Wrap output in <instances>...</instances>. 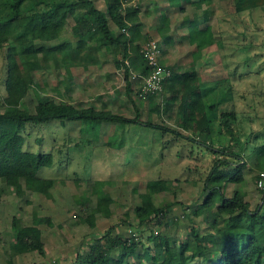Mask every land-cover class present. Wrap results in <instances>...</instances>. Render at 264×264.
I'll use <instances>...</instances> for the list:
<instances>
[{
	"label": "trees",
	"instance_id": "16d2710c",
	"mask_svg": "<svg viewBox=\"0 0 264 264\" xmlns=\"http://www.w3.org/2000/svg\"><path fill=\"white\" fill-rule=\"evenodd\" d=\"M29 1L43 0H0V51L4 52L5 70V94L0 106L2 189L19 196L26 191L51 196L50 190L56 179L40 177L37 171L39 167L54 162L53 154L23 148L25 137L22 132L27 123L38 124L53 118L121 124L138 120L149 127L170 130L176 136L208 148L215 155L204 180V195L201 201L189 207L187 215L200 221L191 226L182 240L177 241L168 235L165 230L169 222L165 216L171 203L159 204L154 195L167 189L171 180L149 179L138 194L139 203L133 207L137 224H129V235L113 232L111 225L103 233H97L84 250L78 249L71 264H264V190L259 189L261 202L253 208L245 199V191L235 188L230 195L223 192L224 185L244 180L247 158L251 154L264 162V142L256 141L254 134V137L241 140L237 131L238 112L231 109L217 115V134H223L228 143L214 145L207 108H213L215 104L206 106V94L196 69V60L202 49L217 39L211 29L208 26L198 28L197 22L193 21L187 40L195 45L193 59L182 66L164 65L159 61L170 70V75L162 80L161 91L148 93L145 97L149 112L167 114L175 128L149 119L141 121L137 116L128 118L113 109L111 96H106L101 107L96 108L79 99L68 102L43 95L30 110L24 100L35 84V72L51 71V68L63 70L64 67L87 70L96 66L104 75L106 72L103 73L102 67L107 63L122 72L124 96L138 110L143 99L139 95L141 82L150 72L142 46L150 37H146L143 44L139 43L141 23H127L132 12L129 4L134 2L133 11L139 10L136 0H105L104 9L99 8L95 0H46L40 10L22 13V5ZM230 2L235 13L264 6V0ZM207 13L205 10L204 15ZM70 19L75 39L58 41ZM110 22L114 28L110 27ZM158 93L159 102L154 100ZM248 146H251L250 153L246 154ZM109 181L100 180L95 185L93 204L86 206L83 198L80 200V213L74 215L78 222L94 226L95 216L111 205L113 198L104 190L105 185L111 183ZM32 216L30 224H21L19 217H12L11 255L30 251L44 254L41 226L51 224V219L34 212ZM201 224L209 228L200 232ZM145 231L148 234L144 240Z\"/></svg>",
	"mask_w": 264,
	"mask_h": 264
},
{
	"label": "rangeland",
	"instance_id": "374dc122",
	"mask_svg": "<svg viewBox=\"0 0 264 264\" xmlns=\"http://www.w3.org/2000/svg\"><path fill=\"white\" fill-rule=\"evenodd\" d=\"M44 1L26 2L21 11L40 10ZM136 1L140 3L145 0ZM206 1L195 0L192 6H188L189 13L195 12L201 17ZM172 2L174 5L183 3L182 0ZM95 3L99 8H105V0H95ZM232 9L230 1L217 6L214 29L218 40L213 43L217 50L203 48L201 58L204 57L200 68L199 65L196 68L206 94L205 101L216 103L215 110H207L212 121L215 146L226 145L228 141L223 134H217L218 119L213 114L231 109L238 112L237 131L240 139L245 140L254 134L256 141L264 142V6L240 13ZM172 11L173 15L179 13L177 9ZM184 19L188 27L185 38L188 40L189 26L193 27L196 20L189 24L188 21L193 18L188 16ZM71 23L70 19L58 41L75 39ZM110 27L114 28L111 22ZM150 39L158 44L160 42L157 33ZM184 43L187 46V42ZM192 45L195 50V45ZM3 54V50L0 51V106L5 94ZM103 67L105 70L114 68L112 64ZM97 73V68L85 72L77 67L65 68V71L56 68L42 73L37 71L34 75L35 84L25 96V105L32 110L36 100L43 95L58 100L57 88L66 98L65 87L68 82L76 83L73 88H76L78 98L93 102V98L100 95L99 91L105 92L110 88L108 84L106 87L102 81L95 80L93 88L91 85L87 87L89 89H83L87 81L96 79ZM121 78V75L113 74L111 80ZM84 79H87L86 83H83ZM115 91L118 94V88ZM113 93L114 90L107 92L112 97L110 103L116 112L128 118L137 116L141 121L149 119L175 128L167 114L149 112L147 99H141L137 110L131 101ZM154 100L160 101L159 93ZM22 133L25 150L53 154L54 162L39 167L37 174L55 178L56 182L51 187V196L45 197L36 192L26 191L21 196L5 192L2 189L3 181L0 180V264H71L78 249L84 250L97 233H103L111 225L113 232L128 236L129 224H137L133 207L139 203L138 194L144 190L147 180L158 177L171 180L167 189L154 195L159 204L171 203V209L165 216L169 222L166 233L177 241L182 240L191 226L200 221L187 215L189 207L201 201L204 195V180L215 155L192 140L176 136L170 130L146 126L138 120L121 124L53 118L38 124L27 123ZM108 140L113 142L107 143ZM249 148L251 146H248L246 154L250 153ZM247 161L244 180L224 185L223 192L230 195L235 188L245 190L250 208H253L257 202H261V192L255 185V173L264 167V162L259 161L254 154ZM100 180H110L111 183L105 185L104 190L109 192L113 202L102 214L95 216V225L89 227L78 222L74 215L80 213L82 198L86 206L94 203V187ZM33 212L51 219V224L41 226L44 254L30 251L11 255L9 243L14 239L12 217H19L21 224H30ZM208 228L201 224L199 230L204 232ZM147 234L148 231L143 232L144 240Z\"/></svg>",
	"mask_w": 264,
	"mask_h": 264
},
{
	"label": "crops",
	"instance_id": "0c3cea01",
	"mask_svg": "<svg viewBox=\"0 0 264 264\" xmlns=\"http://www.w3.org/2000/svg\"><path fill=\"white\" fill-rule=\"evenodd\" d=\"M183 3L181 5H177V4H173L172 0H145L144 2H140L139 3V10L137 11H133V5H130V10L132 11L127 22L130 24L131 22H140L141 23V27H140V31H141V36L137 39V41L139 43H144V39L146 37H152L154 36L156 33L158 35V38H160V42H159V46H160V54H159V61L164 64V65H178V66H182L184 65V63L189 62L193 59V49H192V44L189 43L187 41V39L185 37H187L185 34L188 31V27L186 28V17H192L193 19H190L191 21H188L189 24L191 22H193L194 20H196L198 28H205V27H209L211 29V32L213 34L214 37L218 36L216 30L214 29V23L216 20V15L215 12H217V6L219 4H223L224 1L229 2L230 0H217L218 2L216 3V0H207L206 3H203V10L202 11V16L200 17L197 13L195 12H191L189 13L188 11V6H192L195 2V0H182ZM221 2V3H220ZM177 5V6H176ZM179 6V8H178ZM173 10H176L179 12L176 15H173ZM208 10V13L206 14V16L204 15V11ZM213 14V15H212ZM150 21V24H149ZM153 32V33H152ZM177 37V38H176ZM181 39H180V38ZM218 38V37H216ZM218 40V39H217ZM187 42V46H185V43ZM176 43V44H175ZM175 44V45H174ZM180 46V47H179ZM188 48V49H187ZM217 50V48L215 47V44H212L210 46L207 47L208 51L210 50ZM186 49V51H185ZM185 52V53H184ZM204 57V56H203ZM202 57V58H203ZM182 58V59H181ZM201 55L197 58L196 60V68L199 65L200 68V63H201ZM107 65H111V63H107ZM208 65V64H207ZM113 66V65H112ZM202 66V65H201ZM65 68H74V67H64L63 71H65ZM76 68V67H75ZM77 68H81V67H77ZM91 68H97L96 66H90L87 70H84L83 68H81L82 70H84L85 72L89 71ZM112 68V67H109ZM103 73L108 74L107 77H105L104 75H101L100 72L98 71V73L95 75L96 79H90L89 81H87V86H83V89H89L87 87L91 86L93 88L94 84L96 83L95 80H100L102 81L107 87V84L109 85V89L104 91H99L97 97L93 98V102H89L87 101V99H82V98H78L77 96V92L75 91L76 88V83L73 82H68L69 84L65 87V92L66 94L70 95L71 98H68V96L63 97L59 92H58V88L56 89L57 92V96H59L58 100L60 99H64L68 102L72 101L74 102L76 99H79L81 101H83L86 105H94L96 108H100L101 103L104 101V98H107V96H110V94L108 95L107 92H111L112 90H114V95L116 94V88H118L117 93L119 92V94L121 95V97H124V84H123V76H122V72L120 70H117L115 68L112 69H106L103 67L102 68ZM198 71V70H197ZM199 73V71H198ZM121 75V79L116 80V81H112V75ZM200 76V73H199ZM87 79L83 80V83H86ZM93 80V81H92ZM201 82V80H200ZM202 85V83H201ZM86 87V88H85ZM102 87V85L100 86ZM203 87V86H202ZM103 88V87H102ZM101 88V89H102ZM62 92V91H61ZM206 97V95H205ZM205 97H204V102L206 104V106L210 105V104H215V101H210L208 100L207 102L205 101ZM127 100V99H126ZM215 106L213 108H207L210 110H215ZM217 113L213 114V116L216 117L217 119ZM145 124V123H142ZM245 191V190H243ZM245 199L249 201L248 199V195L245 191Z\"/></svg>",
	"mask_w": 264,
	"mask_h": 264
},
{
	"label": "built area",
	"instance_id": "2783aa9c",
	"mask_svg": "<svg viewBox=\"0 0 264 264\" xmlns=\"http://www.w3.org/2000/svg\"><path fill=\"white\" fill-rule=\"evenodd\" d=\"M144 56L150 65L149 74L143 78L139 95L144 99L148 93L162 90V80L170 75V70L159 62L160 46L155 40H149L142 46ZM255 185L264 190V169H259L255 177Z\"/></svg>",
	"mask_w": 264,
	"mask_h": 264
}]
</instances>
